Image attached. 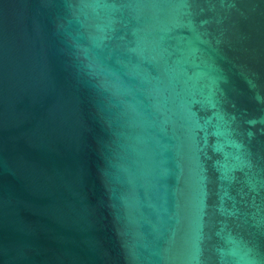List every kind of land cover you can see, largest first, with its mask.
<instances>
[{
    "label": "water",
    "instance_id": "water-1",
    "mask_svg": "<svg viewBox=\"0 0 264 264\" xmlns=\"http://www.w3.org/2000/svg\"><path fill=\"white\" fill-rule=\"evenodd\" d=\"M0 264H264V0H0Z\"/></svg>",
    "mask_w": 264,
    "mask_h": 264
}]
</instances>
